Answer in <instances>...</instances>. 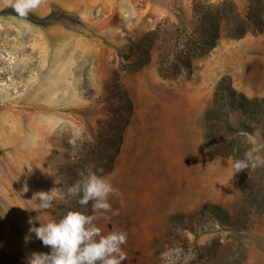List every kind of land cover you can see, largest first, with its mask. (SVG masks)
Here are the masks:
<instances>
[{
  "label": "rangeland",
  "instance_id": "obj_1",
  "mask_svg": "<svg viewBox=\"0 0 264 264\" xmlns=\"http://www.w3.org/2000/svg\"><path fill=\"white\" fill-rule=\"evenodd\" d=\"M233 1L245 13L246 0ZM194 2L43 0L21 18L0 0V264H28L33 252H51L35 233L29 234L33 225L58 221L71 210L97 215L92 202L86 207L76 199L66 204L67 189L89 168L110 177L128 129L145 104L161 105L163 112L177 105L189 114L183 133L187 151L167 155V167L175 169L177 158L190 154L198 172L201 204L186 213L212 202L232 219L221 221L205 211L183 228L168 217L161 242L141 260L140 243L128 232L132 185L121 181L113 185L120 195L109 203L122 215L118 220L107 215L106 223L109 230L127 232L123 250L138 253L128 254L121 264H165V253L173 264H264V213L237 218L242 192L232 167L251 147L250 137L264 140V113L232 108L216 92L223 79L248 97L264 96V27L231 35L221 18L216 43L201 51L195 47L199 20ZM112 79L130 98L129 108L122 106ZM148 159L145 155L128 166ZM175 172L187 175L190 169ZM172 185L161 202L175 200L178 191ZM49 191L55 197L52 207L31 210L37 194ZM26 235H31L27 243Z\"/></svg>",
  "mask_w": 264,
  "mask_h": 264
},
{
  "label": "crops",
  "instance_id": "obj_2",
  "mask_svg": "<svg viewBox=\"0 0 264 264\" xmlns=\"http://www.w3.org/2000/svg\"><path fill=\"white\" fill-rule=\"evenodd\" d=\"M163 110L164 112L161 110V105L155 107L152 104H145L142 106L128 129L126 146L117 155L115 166L109 177L113 185L121 181L132 185L130 201L126 210L129 222L128 232L131 238L140 243L141 260H146L143 255L145 253L151 255L153 248L161 242L168 217L172 212L191 211L201 204L198 189L195 186L197 170L191 167L187 175H180L174 169L167 167L168 154H184L187 151L183 133L184 129L188 130L189 118L187 117L189 114L188 112L183 114L182 109L180 106L177 108V105ZM147 128H149L148 133L145 132ZM174 130L177 133L175 139L172 137ZM145 155H149L146 163L141 166H128V162L133 157L140 160ZM118 166L129 168L120 171ZM172 182L173 189L178 191L175 193L177 194L176 201H170L169 204L161 202V196L167 194L166 191ZM113 212L119 214L115 217ZM97 215L100 216V219L95 223L104 229L107 235L112 230L107 227L106 216L110 215L114 217L113 219H120L118 216H121L122 212L112 209L110 212L97 213ZM123 251L127 255H135V257L138 254L136 250L132 249Z\"/></svg>",
  "mask_w": 264,
  "mask_h": 264
},
{
  "label": "clouds",
  "instance_id": "obj_3",
  "mask_svg": "<svg viewBox=\"0 0 264 264\" xmlns=\"http://www.w3.org/2000/svg\"><path fill=\"white\" fill-rule=\"evenodd\" d=\"M3 3L19 17L26 18L41 6L43 0H3ZM249 143L251 147L244 153L243 159L232 164L234 174L245 169L255 171L258 167H264V140L250 137ZM117 195L120 193L111 179L89 168L81 171L79 179L68 187L65 203L70 204L76 199V203L86 207L92 202L95 213L110 212L112 206L109 198ZM54 199L52 191L40 192L37 194L38 204L31 210H49ZM118 214L113 212V215ZM98 219L99 215H86L79 210H71L58 221L40 223L39 227L33 225L28 230L29 234L35 233L43 245L51 248V252H33L28 258V264H121L127 259V254L122 250V246L127 243V232L115 230L104 235L95 223ZM29 223L32 224V221L29 220ZM30 239L31 235L25 236L26 243ZM164 257L165 264H173L168 253Z\"/></svg>",
  "mask_w": 264,
  "mask_h": 264
},
{
  "label": "trees",
  "instance_id": "obj_4",
  "mask_svg": "<svg viewBox=\"0 0 264 264\" xmlns=\"http://www.w3.org/2000/svg\"><path fill=\"white\" fill-rule=\"evenodd\" d=\"M264 0H246V11L241 13L233 0H221L217 3H204L195 0L193 4L194 14L199 20V37L195 40V47L202 51L205 47L212 46L216 43L219 35L218 22L221 18L225 19L227 24V33L231 35L242 34L246 30L252 32H261L264 27ZM190 62H186V67L190 68ZM162 72V67H161ZM221 79L217 85L216 92L226 97V102L232 108L241 109L244 113L250 115L264 113V96L248 97L241 91H236L233 87L223 82ZM111 87L119 89L122 94V106L130 107V98L125 95V91L120 89L119 82L112 79ZM210 118L209 112L206 114ZM113 140H116L113 138ZM239 187L242 192V201L236 212L237 218L244 221L251 213H264V167H258L255 171L247 169L235 173ZM208 211L219 218L221 221L231 220L227 210L216 203H206L197 211L192 213L174 212L169 215V221L172 224H179L183 228H189L187 221L199 220V215ZM162 246L157 248L161 250Z\"/></svg>",
  "mask_w": 264,
  "mask_h": 264
},
{
  "label": "bare ground",
  "instance_id": "obj_5",
  "mask_svg": "<svg viewBox=\"0 0 264 264\" xmlns=\"http://www.w3.org/2000/svg\"><path fill=\"white\" fill-rule=\"evenodd\" d=\"M151 128V127H150ZM145 132H149V128H147L146 130H145ZM176 151V150H175ZM135 160H137L136 158H132L128 163L130 164V165H132L133 163H134V161ZM179 158H177V166H176V168L174 169L175 171H181L182 170V168H184L185 170H189L190 168H191V155L189 154L188 156H187V158L186 159H183V160H180ZM184 160H186V163H187V165H186V167H184ZM121 168H123V166H118V169L119 170H121ZM125 168V167H124ZM124 168L122 169V170H124ZM125 169H127V168H125ZM168 169H170V168H168Z\"/></svg>",
  "mask_w": 264,
  "mask_h": 264
}]
</instances>
